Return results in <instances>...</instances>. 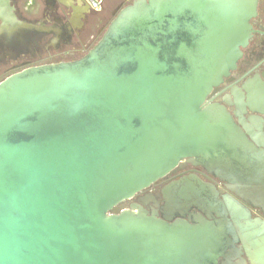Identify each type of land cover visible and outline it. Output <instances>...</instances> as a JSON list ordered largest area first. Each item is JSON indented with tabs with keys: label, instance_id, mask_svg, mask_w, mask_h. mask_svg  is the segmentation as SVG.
Segmentation results:
<instances>
[{
	"label": "water",
	"instance_id": "95a60500",
	"mask_svg": "<svg viewBox=\"0 0 264 264\" xmlns=\"http://www.w3.org/2000/svg\"><path fill=\"white\" fill-rule=\"evenodd\" d=\"M0 4V33L37 26ZM257 6L132 0L80 58L0 80V264H233L200 215L117 206L187 159L264 211V149L205 102L236 67ZM227 202L245 219L248 258L264 264V220Z\"/></svg>",
	"mask_w": 264,
	"mask_h": 264
},
{
	"label": "flooded vegetation",
	"instance_id": "af4514ba",
	"mask_svg": "<svg viewBox=\"0 0 264 264\" xmlns=\"http://www.w3.org/2000/svg\"><path fill=\"white\" fill-rule=\"evenodd\" d=\"M131 1L124 0L109 11L86 7L80 22H75L72 8L53 0L42 23L34 21L37 26L14 30L13 24L10 33H0V80L30 66L80 58L100 39L117 12ZM15 13L20 19L24 18L18 10ZM251 25L252 36L241 48L236 67L212 90L205 102L223 104L248 140L264 149V0H258L257 15L251 19ZM230 187L233 185L229 181L184 159L117 208L140 205L148 211L156 209L163 219L174 212L168 221L176 218L189 221V215H200L206 227L220 234L223 243L220 250L233 264H240V259L244 260L242 264H252L246 253L250 247L240 231L245 219L232 216L227 201L233 198L246 207L249 221L264 220V211L260 205L245 203ZM193 190H197L203 200L198 198L197 202H192L180 198V195L190 196ZM185 202L190 208L184 216L178 215L185 210L186 207L180 208ZM222 259L218 256L216 264H221Z\"/></svg>",
	"mask_w": 264,
	"mask_h": 264
},
{
	"label": "crops",
	"instance_id": "0c3cea01",
	"mask_svg": "<svg viewBox=\"0 0 264 264\" xmlns=\"http://www.w3.org/2000/svg\"><path fill=\"white\" fill-rule=\"evenodd\" d=\"M58 3L65 5L67 8H72L74 14H76L75 22H80L81 14L85 11L86 7H90V0H57ZM100 5L96 9L99 11L101 9L113 10L118 7L120 3L124 0H99ZM53 0H9V4L14 7V12L18 10L27 22L43 21L45 14L51 10ZM1 7V4H0ZM94 10V9H93ZM16 15V13H15ZM17 16V15H16ZM19 18V17H18ZM20 19V18H19ZM42 23V22H40Z\"/></svg>",
	"mask_w": 264,
	"mask_h": 264
},
{
	"label": "built area",
	"instance_id": "2783aa9c",
	"mask_svg": "<svg viewBox=\"0 0 264 264\" xmlns=\"http://www.w3.org/2000/svg\"><path fill=\"white\" fill-rule=\"evenodd\" d=\"M99 3H100V1H96V0H90L89 1L90 7H92V8H97Z\"/></svg>",
	"mask_w": 264,
	"mask_h": 264
},
{
	"label": "rangeland",
	"instance_id": "374dc122",
	"mask_svg": "<svg viewBox=\"0 0 264 264\" xmlns=\"http://www.w3.org/2000/svg\"><path fill=\"white\" fill-rule=\"evenodd\" d=\"M96 1H99V0H96ZM99 5H100V3H99ZM99 5H98V7H99ZM98 7H97V8H98ZM97 8H92V7H91L92 10H93V9L96 10ZM100 36H101V33L98 35L96 41L98 40V38H99Z\"/></svg>",
	"mask_w": 264,
	"mask_h": 264
}]
</instances>
